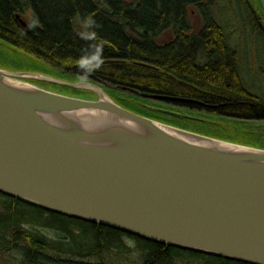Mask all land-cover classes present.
Instances as JSON below:
<instances>
[{"label": "water", "instance_id": "95a60500", "mask_svg": "<svg viewBox=\"0 0 264 264\" xmlns=\"http://www.w3.org/2000/svg\"><path fill=\"white\" fill-rule=\"evenodd\" d=\"M16 77L92 89L99 98ZM101 84L0 68V192L165 244L264 264V149L140 115Z\"/></svg>", "mask_w": 264, "mask_h": 264}, {"label": "trees", "instance_id": "16d2710c", "mask_svg": "<svg viewBox=\"0 0 264 264\" xmlns=\"http://www.w3.org/2000/svg\"><path fill=\"white\" fill-rule=\"evenodd\" d=\"M216 2L0 0V68L69 82H101L115 102L135 113L247 145L203 131L217 126L234 137L228 134L233 129L264 149V96L243 83L237 52L229 48L215 17ZM27 13L30 21L24 18ZM196 13L202 21L197 32L191 23ZM167 33L170 38L163 39ZM97 46L103 60L116 62L90 72L91 64L81 63L91 60ZM17 53L29 62L19 60ZM157 94L196 101L162 104L148 98ZM16 253L19 264H251L129 234L0 192V257Z\"/></svg>", "mask_w": 264, "mask_h": 264}, {"label": "rangeland", "instance_id": "374dc122", "mask_svg": "<svg viewBox=\"0 0 264 264\" xmlns=\"http://www.w3.org/2000/svg\"><path fill=\"white\" fill-rule=\"evenodd\" d=\"M249 4H257L256 0H249ZM246 3L244 0H217L216 2V19L225 29V33L228 36L229 48L233 51L237 52L239 65L241 66V76L243 79V83L245 86H248L249 90L254 93H259L261 96H264V55H261L264 51V40L262 39L261 33L256 29H252L251 27V17L252 15L246 10ZM255 11L258 12V8L254 7ZM261 11L259 12V14ZM24 18L28 21L31 20V14L27 13ZM191 23L195 32L201 28L202 21L200 16L196 13V15H191ZM255 28L257 26H254ZM170 38V33H167L165 38L168 40ZM19 60H23V62L28 63L29 60L25 58V55L15 54ZM261 55V57H260ZM36 62V61H34ZM41 64V62L39 63ZM43 65V63H42ZM45 66V65H43ZM46 67V66H45ZM31 68V67H28ZM39 68V67H38ZM50 69V68H48ZM47 76H51L48 74H43ZM54 77V76H52ZM60 79L58 77H55ZM17 81H21L24 83H29L31 85H35L53 92L65 94L68 96H79L82 98H86L89 100H97L99 98V94L97 91L92 89H85L87 93L79 94L77 92L72 91V89H66L62 84H52L49 82L41 81V80H33V78L29 77H16ZM62 80V79H61ZM83 88H80L82 90ZM175 97V96H173ZM196 101V100H193ZM154 102L164 103L160 100ZM179 102V101H177ZM200 102V101H198ZM205 105L204 102H200ZM165 104H167L165 102ZM171 105L184 109V106H181L177 103H172ZM213 106V105H209ZM217 107V105H214ZM205 110V109H204ZM203 110V111H204ZM213 130H206V133H210L211 135L220 136L227 139H234L236 141L245 143L247 145H251L253 147L260 146L259 142H255L251 139H246L243 137L242 133L235 132V130H229L228 134L239 136L238 138L231 137L228 135H224L219 127L212 126ZM189 130L199 129L194 126V128L188 127ZM19 256L13 254L9 259H2L0 257V264H19Z\"/></svg>", "mask_w": 264, "mask_h": 264}, {"label": "flooded vegetation", "instance_id": "af4514ba", "mask_svg": "<svg viewBox=\"0 0 264 264\" xmlns=\"http://www.w3.org/2000/svg\"><path fill=\"white\" fill-rule=\"evenodd\" d=\"M248 12L252 15L251 20H250L252 29H256L258 32H260L262 39L264 40V9L260 14L257 12L255 14L254 9H251ZM254 26H257V27L255 28ZM192 102L193 101H184V103H192ZM195 104H197V103H195ZM182 106H184V105H182ZM188 107H190V106H184V108H188ZM206 107H208V106H206Z\"/></svg>", "mask_w": 264, "mask_h": 264}, {"label": "clouds", "instance_id": "9594fccd", "mask_svg": "<svg viewBox=\"0 0 264 264\" xmlns=\"http://www.w3.org/2000/svg\"><path fill=\"white\" fill-rule=\"evenodd\" d=\"M91 23H94V21H90ZM103 63V57H102V49L97 46L94 55L91 57L90 61H83L81 63V67H85L86 65L91 64V67L88 68V71H94L96 69H99Z\"/></svg>", "mask_w": 264, "mask_h": 264}, {"label": "bare ground", "instance_id": "6f19581e", "mask_svg": "<svg viewBox=\"0 0 264 264\" xmlns=\"http://www.w3.org/2000/svg\"><path fill=\"white\" fill-rule=\"evenodd\" d=\"M256 3L257 4H251V5H249V6H246V10L247 11H250L251 9H254V12H255V14H256V11H255V8H254V6L255 7H257L258 8V10L259 11H263V9H264V6L262 5V3H261V1L260 0H256ZM261 55H264V51L262 52V54ZM261 55H260V57H261ZM191 85V87L193 88V89H197L194 85H192V84H190ZM179 98V97H178ZM188 101H190V100H188ZM253 147V146H252ZM257 148V147H256Z\"/></svg>", "mask_w": 264, "mask_h": 264}]
</instances>
